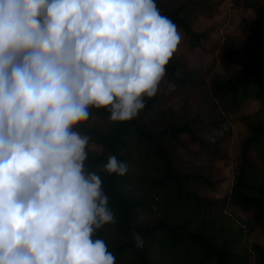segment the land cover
Masks as SVG:
<instances>
[{"label":"clouds","instance_id":"1","mask_svg":"<svg viewBox=\"0 0 264 264\" xmlns=\"http://www.w3.org/2000/svg\"><path fill=\"white\" fill-rule=\"evenodd\" d=\"M181 40L156 0H0V264H115L97 232L116 216L79 129L93 109L136 118ZM100 171L128 164L110 154Z\"/></svg>","mask_w":264,"mask_h":264},{"label":"trees","instance_id":"2","mask_svg":"<svg viewBox=\"0 0 264 264\" xmlns=\"http://www.w3.org/2000/svg\"><path fill=\"white\" fill-rule=\"evenodd\" d=\"M163 15L180 29L188 48L210 37V27L195 30L198 8L209 0H156ZM250 8L237 33L212 38L224 72L189 64L175 54L166 65L160 91L146 99L139 115L111 122L105 109H93L79 130L91 136L86 166L99 172L116 223L97 236L106 241L115 264H264V244L247 242L254 221L264 217V0H230ZM210 4V5H209ZM178 102L173 106V98ZM258 107L238 118L243 133L237 144L231 182L217 196L221 178L214 161L226 157L222 146L231 133L226 113L246 100ZM128 164L123 176L100 171L109 155ZM236 205L248 216L240 223L228 213ZM143 217L140 220L139 217ZM143 240L137 247L132 234Z\"/></svg>","mask_w":264,"mask_h":264},{"label":"rangeland","instance_id":"3","mask_svg":"<svg viewBox=\"0 0 264 264\" xmlns=\"http://www.w3.org/2000/svg\"><path fill=\"white\" fill-rule=\"evenodd\" d=\"M211 5L209 9L198 8L195 18L192 22V27L195 30H202L210 27V37L207 40L200 42V45L188 48L181 40L175 54H181L185 60L192 65H206L211 71L224 72L231 66L225 63L221 58V51L219 46L211 47L212 38L222 39L225 35L237 33V22L240 19H252L254 14L250 8L233 7L230 0H209ZM259 21L264 25V18ZM178 32L181 31L177 28ZM163 85L166 84L163 79ZM178 99L175 97L171 100V104L175 106ZM258 107V102L255 100H246L243 102L236 112L226 113L227 120L231 126V133L224 142L222 149L226 157L214 161L217 167L216 175L221 178L218 185L213 190L202 188L205 194L210 196L221 195L231 182L232 169L237 153V144L243 133V127L238 115L241 113H248ZM227 213L238 223L242 219L249 218L244 211L236 205H229ZM247 242H256L264 244V217L254 221L252 229L246 235Z\"/></svg>","mask_w":264,"mask_h":264}]
</instances>
